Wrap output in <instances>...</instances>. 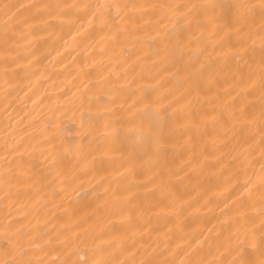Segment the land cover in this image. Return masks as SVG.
I'll return each mask as SVG.
<instances>
[{
  "label": "bare ground",
  "instance_id": "1",
  "mask_svg": "<svg viewBox=\"0 0 264 264\" xmlns=\"http://www.w3.org/2000/svg\"><path fill=\"white\" fill-rule=\"evenodd\" d=\"M235 2L0 0L13 6L10 20L0 12V259L5 250L13 258V247L23 242L27 255L48 260L55 253L44 255L31 246L58 231L78 250L72 258L96 259L89 248L102 247L115 264H181L198 257L228 264L237 232L239 239L248 233L251 248V229L261 220L253 201L264 191L259 133L251 140L247 129L218 136L210 121L213 109L225 103L235 101L239 108L238 93L252 83H238L248 68L232 54L239 47L236 37L221 29L209 38L208 26L195 42V25L177 29L160 10L142 8L134 19L129 16L127 33H118L101 27L99 17L93 22L94 8L48 15L36 7ZM262 20L257 7L249 18L255 44L246 57L256 67L264 55ZM177 31L184 50L161 59ZM113 119L118 124L106 129ZM117 126L120 133L113 138ZM56 152L62 155L50 171L46 165ZM9 167L21 175L30 172L32 179L9 182ZM57 251L63 255L67 248ZM251 255L258 259L259 250Z\"/></svg>",
  "mask_w": 264,
  "mask_h": 264
},
{
  "label": "snow or ice",
  "instance_id": "2",
  "mask_svg": "<svg viewBox=\"0 0 264 264\" xmlns=\"http://www.w3.org/2000/svg\"><path fill=\"white\" fill-rule=\"evenodd\" d=\"M12 7L13 6L8 3L0 4V12L9 20L12 19V17L8 15ZM36 7L38 13L44 10L45 14L48 15H51L53 12H58L59 15H66L71 9L79 8H83L85 12H87V10L94 8L95 11H93L91 17L93 22L99 17L101 27H115L118 33L121 31L127 33L129 16L132 15L134 19V14L140 12L142 8L151 9L153 11L160 10L164 14H170L174 19V25L177 29L183 27L192 30L193 25H195V28L199 29V35L195 37V42H199L204 38L205 30L208 26H211L212 29V31L208 33L209 38L216 35L221 29L224 30L226 36L234 35L236 37L235 43L239 47L232 54L236 57L238 62L244 61L248 68L247 75L242 76L238 83H246L247 81H251L252 83L238 93L241 97L239 108L235 106V101L225 103L213 109L214 114L210 117V121L218 136L229 137L235 130L247 129V139L251 140L255 133L258 132V144L261 150L260 155L264 157V55L261 56L258 67L253 66V64L246 59L249 51L252 50V46L255 44L256 36V30L249 25V18L257 7L260 9L261 16L264 17V0H261L259 5L247 3L245 0H237L235 3H188L183 5L151 4L138 6L122 3H108L83 6L76 4H46ZM169 10H171L170 13ZM142 14L141 12V15ZM122 22L123 28L121 27ZM258 31L260 33V47L262 52H264V20H262ZM193 42V38L190 37L187 43L190 45ZM173 43L174 46L171 49L167 42L165 43L162 50L163 55L160 57L161 59H168L176 50L181 52L184 50L185 43L183 35L180 34L179 31H177L176 39ZM243 66L244 65L238 63V70H242ZM257 92L258 94H256ZM141 99H143V97L138 98L134 103H139ZM175 102V100L172 101V103ZM208 122V119L202 120L205 129L207 128ZM109 124H118V121L113 119L107 122L104 127L107 129ZM197 131H200L199 125H197ZM119 133L120 129L118 126L112 129L111 134L113 138L117 137ZM100 135L103 136V133H100ZM49 139L54 141L55 136H50ZM161 139L162 135L158 133L154 137V142L158 145ZM213 143H216V141L214 140ZM221 143H223V141H221ZM5 146L8 151L13 150V146L7 144V141ZM15 147L18 148L19 144L17 143ZM50 147L55 148L56 146L53 144L50 145ZM253 148L254 145L248 146V150H252ZM61 155V153L56 152L51 162L46 165L50 171H55V167L59 163L58 157ZM4 159L8 160L10 163V158L7 157V155H5ZM260 171V185L264 187V165H262ZM5 174L8 176L9 182L15 180L17 183H21L32 179L30 172H25L23 175L17 174L11 167L6 170ZM56 175H59V173H56ZM53 179H55V177H53ZM49 183H51V181ZM45 187H47V185H45ZM251 189L252 185L249 184L246 191L249 192L250 197L252 195ZM55 194V188H53V197ZM253 203L259 204L257 214L261 217V220L258 227L254 226L251 229V248L249 249L248 247V233H245L243 239H239V233L237 232L236 235L238 240L232 249L235 251V255L228 261V264H264V191L260 193L258 200H254ZM139 210L141 213L147 211L144 207H140ZM21 234L23 235V233ZM229 239L231 240V237H229ZM22 244L23 242L13 247V258H8V251L5 250V258L0 259V264H115V262L104 257L102 247L89 248V251L93 256H96V259H85L83 256L72 258L74 252L78 254V250L73 247H68L67 238H62L61 232L59 231L50 236L43 245L37 244L31 246L30 250L41 252L44 255H47L49 251L55 253V255L48 260H44L41 256L27 255L26 253L29 249L23 247ZM61 246L67 248V251L64 252L63 255L57 251ZM257 250H259V258L253 259L251 254ZM192 255L195 256V253ZM16 256L20 258L17 259ZM120 264H129V261H121ZM131 264H135V262L133 261ZM141 264H165V262L143 260ZM181 264H222V262L211 259L205 260L203 257H198L189 259L187 262L182 261Z\"/></svg>",
  "mask_w": 264,
  "mask_h": 264
}]
</instances>
